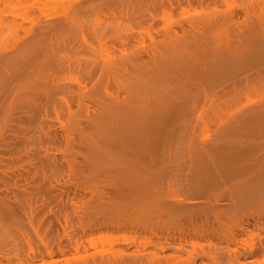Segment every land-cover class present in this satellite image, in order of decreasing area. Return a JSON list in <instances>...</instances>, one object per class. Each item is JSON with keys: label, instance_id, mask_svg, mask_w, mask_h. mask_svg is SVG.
Instances as JSON below:
<instances>
[{"label": "bare ground", "instance_id": "1", "mask_svg": "<svg viewBox=\"0 0 264 264\" xmlns=\"http://www.w3.org/2000/svg\"><path fill=\"white\" fill-rule=\"evenodd\" d=\"M63 1L0 0V134L34 184L18 202L57 215L66 264H264V0Z\"/></svg>", "mask_w": 264, "mask_h": 264}, {"label": "rangeland", "instance_id": "2", "mask_svg": "<svg viewBox=\"0 0 264 264\" xmlns=\"http://www.w3.org/2000/svg\"><path fill=\"white\" fill-rule=\"evenodd\" d=\"M82 1L85 2L86 0ZM76 4V0H65L62 2V9H71V6H75ZM61 12L62 11H56V14L54 13L51 17L44 19L43 21H45V25L53 24L56 21L62 20L63 15L61 14ZM190 13H193V11H190ZM40 18L41 16H36L35 21L29 25L32 32L34 31L35 27L37 28L41 25L40 23L42 22H40ZM104 22L105 18L102 20V24ZM92 23H94V21ZM162 26H164L163 22L160 23V27ZM133 31H135V29ZM52 37H54V45H63V34L56 33L55 35L53 34ZM260 98H262V95L258 96V99ZM206 124V132L210 136L209 143H212L216 140V137L218 135L219 123L214 121V115L210 113L208 115V121ZM13 135H15V137L17 136L15 131H9L6 133L4 132L3 135L0 134V153L4 152V154L6 153V157L9 156L7 158L4 157L3 162L0 163V166L5 169L6 172H4L7 174V176L4 175L0 180V185L2 186L1 188L3 189L6 187L7 189V193L5 195H1L0 193V264H66L68 260L74 257L75 253L73 251L65 254H60L57 252V244L59 243L57 233H62V228L57 222V215L49 213L48 205L43 203L41 198L35 199V202H37L36 205H28L27 200L25 202H18L19 198L24 196L23 193L25 194V190L22 189L28 188L29 191L33 192L34 184L32 183L31 185H28V181L24 177L31 159L28 160V158L24 154L19 155L22 156L20 159L17 158L15 154L18 152V148L13 143V141H15V138L13 140L11 139ZM8 136L10 137V140L8 139L10 143L9 146L6 143ZM10 158H12V160H10ZM197 169L198 167L194 168L190 172V175H192L193 179L196 175ZM187 172L188 170L186 169L185 172L183 171L180 174L187 175ZM15 183L19 185L15 186ZM56 193L59 194L60 192L57 190ZM86 199L87 198H85V200ZM257 210L259 209H257V207L255 208L254 204H247L241 207L239 213L240 215H245V213L248 211ZM60 219L61 223L64 224V220L63 218H61V216ZM256 220L258 219L253 218L250 221L255 224ZM70 221L72 225L78 223V220L74 217ZM133 222L142 225L147 224L148 229H151L158 233H165L166 229H170L173 234L174 229L177 230L179 226V222H176L175 220H155L153 222H146L144 218H140L138 220H134ZM120 223H122V221ZM182 224L191 227L190 223L182 222ZM32 226L40 231L41 238L35 236ZM176 234L177 237L170 241L174 247L177 246L180 242L178 238L179 234ZM101 236H108L115 241L122 237L121 235L116 233L113 235L104 234ZM247 236V234L242 235V237L244 238H247ZM40 239H42L44 243H48V246L54 250L53 256L47 255L46 249H44L45 247L41 245ZM134 241L136 240L134 239ZM142 242L147 243L148 241L147 239H145ZM191 243L198 242L197 240H189L188 244ZM117 248L119 247L114 246L113 250H116ZM126 248L128 250L132 249L131 247ZM30 249L32 251H29ZM99 249H108V246H105L104 248H101L100 246ZM134 250H136V248H134ZM148 251L155 252V249L153 247L147 248L146 252ZM33 252L39 255L40 259L33 260ZM40 252H42L44 258L40 256ZM172 253V251H169V254ZM54 261L56 262L53 263Z\"/></svg>", "mask_w": 264, "mask_h": 264}]
</instances>
